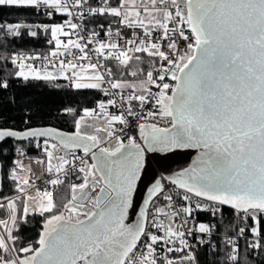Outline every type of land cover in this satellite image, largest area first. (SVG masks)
<instances>
[{
  "label": "snow or ice",
  "instance_id": "snow-or-ice-1",
  "mask_svg": "<svg viewBox=\"0 0 264 264\" xmlns=\"http://www.w3.org/2000/svg\"><path fill=\"white\" fill-rule=\"evenodd\" d=\"M84 2L86 0H0V6L33 8L37 11L43 7L51 17L54 13L72 16L70 5L82 7ZM129 4L135 8V0H123L121 7H109L105 0L106 6L92 8L90 12L121 17L122 23L128 27L144 28L145 35H150L145 21L140 19L139 10H121ZM143 11L151 17L149 23L162 30L160 39L168 41L167 47L172 50V55L162 51L160 43L144 46L143 40L140 46L118 52L112 51L118 48V44L98 41L95 52L105 56V49H109L105 58H114L125 66L133 59L128 55L129 51L146 52L166 62L158 69L156 79L152 71L147 72V84L160 89L158 93H152L150 87L144 88L142 81L141 94L127 97L129 102L139 100L143 105L151 96L159 106V112H149L148 115L170 118V128L140 123L138 128L143 145L149 150L175 147L202 149L199 165L186 170V175L182 173L171 180L172 184L184 190L182 199L188 202L181 211L186 217H191L196 211H210L215 215L220 210L217 206H230L242 214L241 219L245 222L249 219L252 221L248 228L257 239L249 247L261 249L264 247L260 242L261 218H264V0H183V4L180 0H150V6L143 5ZM153 13L162 15L157 17ZM66 23L73 30L78 28L76 23ZM170 24L172 27H169ZM32 27H42L45 32H50L48 43H55L56 51L51 53L54 57L63 55L59 50L63 48L67 51L69 45L82 53L87 47L73 40L65 43L61 36L67 37L70 33L65 31L62 24H0V29H6L14 37L21 35V29ZM107 34L111 35V31ZM28 35L35 37L37 31H29ZM179 40L185 42L183 53L179 51ZM87 43L91 44L92 40L89 39ZM127 43L133 44L134 41ZM86 58V53L80 57ZM24 59L14 55L11 63L18 69L15 76L25 81L31 78L50 82L63 77L75 89H99L104 80L95 63L85 67L61 60L56 73L46 69L42 73L32 65L25 64ZM135 59L139 60L140 57L136 56ZM88 69L92 73L83 75ZM107 72L111 75V69H107ZM131 75L136 76V72ZM166 77L174 83L164 82ZM157 80L162 83H157ZM109 83L112 89L127 87L135 91L136 87L127 81ZM8 87L7 80L0 82V89ZM105 94H108L107 90ZM115 104V100L107 101V105ZM98 107L105 122L103 126L96 127L93 134L82 131L85 127H91L85 118L97 116L95 109L88 108L83 110L84 116L75 120V131L72 133L58 132L54 128L15 130L0 126V142L10 138L30 140L54 137L60 146L83 148L85 156L91 153L92 161L88 163L75 157L81 162L78 171L83 174V182L70 186L71 199L63 205L64 211L58 214H51L56 208L51 191L37 190L36 196H32L24 187L31 186L29 178L20 177L16 169L12 170L11 178L17 181V190L26 196L27 202L19 218L15 200L9 199L6 206L0 203V208L6 207L9 212L7 220L0 219V226L4 228V234H0V264H158L155 248L158 242L171 244L178 239L181 247H169V252H179L189 247L184 239L185 232L175 230L172 223L165 225L163 221H154V226L163 229L164 236L148 233L146 209L141 210L138 224L125 223L145 147L134 136H128L125 143L116 134L115 123L129 124L123 113H108L103 101L98 103ZM64 111L75 113L71 108ZM127 115L137 117L131 103L128 104ZM108 138H113L114 144L100 147ZM44 144L48 158L46 171H55L56 174L65 172V165L70 161L54 154L58 151V144L49 145L47 140ZM94 148H98V151H92ZM16 151L23 155L21 148ZM54 159L58 161L56 164L52 163ZM15 164L21 171L24 170L20 160H16ZM48 183L55 186L63 181L57 177ZM97 189L98 193L92 196L91 193ZM162 192L163 186L157 181L149 191V199ZM193 197L196 199L193 200ZM164 199L171 201L172 197L168 195ZM85 200L87 204L81 203ZM156 212L167 215L163 208H157ZM32 213L51 215L45 218L34 244L20 245V236L13 232L19 231V222L27 223ZM178 214L173 212L169 219ZM184 223H187L186 219ZM195 230L208 233L210 228L200 223ZM244 232L245 228L239 229L241 235ZM142 237H147L150 242H145L143 247L146 251L137 255ZM228 243L232 244L233 241L229 240ZM228 258L232 264H237L239 257L236 247L231 249ZM181 259L188 264H196L191 251ZM166 264L174 262L166 258Z\"/></svg>",
  "mask_w": 264,
  "mask_h": 264
},
{
  "label": "trees",
  "instance_id": "trees-1",
  "mask_svg": "<svg viewBox=\"0 0 264 264\" xmlns=\"http://www.w3.org/2000/svg\"><path fill=\"white\" fill-rule=\"evenodd\" d=\"M94 5H105V0H88ZM107 6L117 7L120 0H106ZM62 16L54 19L46 17L40 11L33 8H18L14 6H0V24L24 23L33 26L50 25L57 23ZM108 17L105 15H93L86 17L84 23L89 31H95L98 24H105ZM29 31H37V36L28 35ZM50 32H45L42 27H32L31 29H21V35L14 37L0 29V82L8 81L7 89H0V126L9 127L16 130H23L36 126H54L63 131L72 133L75 131V120L79 119L85 108L95 109L97 114H102L98 103L107 101L105 93L99 89H75L64 79L57 78L54 81H43L16 77L18 70L16 65L11 63V58L18 50H34L46 52L55 50V43L49 44ZM140 59L136 60L135 57ZM156 57L149 56L146 52L133 56L128 65H122L116 59L113 60V76L116 80L127 81L135 86L140 82L147 81V72ZM136 72V76L131 73ZM132 89V88H130ZM135 89H137L135 87ZM106 104V103H105ZM74 109L75 113H67L65 109ZM106 111H114L112 105L106 104ZM27 121V123H25ZM17 148L23 150V155L16 151ZM43 140H27L17 142L6 140L0 144V164L1 182L0 198L12 197L17 204L18 218L23 214V199H17L16 181L11 178L10 169L14 161L21 156H42ZM62 184L55 185L51 189L56 208L53 213H59L63 205L70 200V186L68 178H64ZM215 215L210 211H198V220L205 221L210 227H214L220 232H232L236 228L237 214L231 208L221 206ZM40 216L32 213L28 217V222H19V231H14V235L20 236L18 244L35 243L39 238L43 222L47 215ZM4 215V208H0V217ZM240 225L249 229L252 224L249 219L245 222L241 219ZM262 219L261 235L264 237V218ZM11 243V242H10ZM249 242L243 241L238 247L237 264H264V247L255 250L249 247ZM264 245V240L261 241ZM22 254V253H21ZM197 255L200 264H232L227 257V247L222 244L199 241ZM158 264H162L158 262ZM174 264H186L185 261Z\"/></svg>",
  "mask_w": 264,
  "mask_h": 264
},
{
  "label": "built area",
  "instance_id": "built-area-1",
  "mask_svg": "<svg viewBox=\"0 0 264 264\" xmlns=\"http://www.w3.org/2000/svg\"><path fill=\"white\" fill-rule=\"evenodd\" d=\"M99 7H104V5H94L91 4L88 0H86V2L83 3L82 7H72L70 5V10L73 12L72 16H68L66 14L54 13L51 17H49L46 14L48 10L44 9L43 7L41 8V10H39L41 13H43L46 17L50 19H54L59 15L62 16L61 19L54 24L64 25L65 31H68L70 35L67 37L61 36V39L64 40L65 43L68 42V40H73L80 42L82 45L86 44L87 47H85L83 53L80 52L79 49H76L71 45H69L67 51H65L63 48L59 50L60 52L64 53L63 55H57L55 57L52 56L51 53L53 51H56V49L46 52H37L34 50H18L14 55L24 57L25 59L23 60V62L25 64L32 65L36 69L41 68V69L58 70L61 60L65 61V63L71 62L78 65H83L85 67L89 63L97 64V71H99L104 76V80L101 82L100 88L104 93L105 90H107L108 94L107 95L105 94L107 101L115 100L116 104L112 105L115 113H117L118 115L123 113L129 121L128 126L115 123L114 128L117 130L116 134L120 135L125 143H127L128 136H134L137 139V142L141 143L142 145L143 141L140 139V133L138 128V125L140 123H144L146 125L156 124L158 127H170L171 126L170 118H161L159 115L156 116L148 115L149 112H154V113L159 112V106L155 104V101L151 96H149L147 101L143 103V105H141V102L139 100H134L130 102L127 100V97L129 95H137V96L140 95L137 89H135V91L127 87L123 89H112L109 81L112 82L116 81L115 77L113 76V65H112L113 64L112 62L115 59L105 58L109 49H105V56H100L99 54H97L95 52V49L98 47V41H99L104 43L118 44V48L112 51H117V52L127 51L128 49H133L136 46H140V41L143 40L145 41L144 46H147L148 44L153 42L160 43L161 50L165 51L169 55H172V50L168 49L167 47L168 41H164L160 39V37L162 36V30L154 27V24L147 25L148 31L151 34L146 36L144 28L136 27V26L128 27L127 24L122 23L121 17H115L108 13L104 14L106 17H108L107 23L98 24L95 31H89L86 28L84 19L86 17H90L93 15H100L98 13L90 12V9L99 8ZM68 21H71L72 23H76L78 25V28L73 30L67 27L66 22ZM51 25L53 24H50L49 26ZM169 27H172V24H170ZM109 30L111 31V35L107 34ZM94 33L98 35H94ZM89 39L92 40L91 44L87 43ZM129 40L134 41V43L133 44L127 43ZM178 45H179V51L183 53V51L185 50V42L183 40H179ZM85 53L87 54V58L80 59V57L84 56ZM137 54L139 53H135L132 51L128 52V55L132 57ZM18 63H20L19 60ZM161 64H166V62L161 61L159 57H156V61L152 63L148 69V72L152 71L154 79H156L157 76L159 75L158 69L160 68ZM107 69H111V75L108 74ZM68 74L70 75V73ZM61 79L64 78L62 77ZM65 81L67 83H70L68 80ZM164 82L170 84L174 83L167 77ZM157 83H162V82L157 80ZM148 87L151 88L152 93H158L160 91V89H158L155 85L147 84L146 88ZM121 96H123V99L121 98ZM129 103H131L133 111L137 113V117L127 115V107ZM138 117H142V118H138ZM120 129H123V131H119ZM72 153L73 154L71 156L70 163L65 165V172H61L59 174H56L54 171L52 173H48L46 171V166L43 158L38 156H21L17 158L16 160H20L21 163L24 165V170L21 171L19 168H17V165L15 164L16 161L15 160L10 169V172L12 173V170L16 169L20 177L29 178V183L31 186H24V187L26 188V192L30 193L32 196L36 195L37 190H39L40 192L45 190H51L54 185H51L50 183H48V181H50L51 179H56L57 177L61 180H63L64 178H68L69 186H71L72 184H79L83 182V174L78 171L79 167L81 166V162L79 159H75V157H80L84 160H87L88 163H91L92 162L91 153H89L88 156L84 155V151L72 152ZM73 165L75 167H73ZM159 181L163 186V192L153 196L151 199H149L147 203L148 218L146 221V231L150 234L164 236L163 229L154 226V221L155 223H159L160 221H163L165 225L172 223L175 230L185 232L184 239L187 241L189 247L185 248L183 251L169 252L167 250L169 247L174 249L181 247V245L179 244V240L177 239L171 244H166L164 241H160L155 245L158 262H161L162 264H166V258L173 260L174 263L182 262L183 260L181 258L184 257L188 253V251H191L195 255L196 264H200L197 255V247L199 241L211 242V244L214 247L216 244H222L226 246L227 257H228L233 247H236L238 249L240 243H242L243 241L252 243L255 242V240L257 239L256 237L253 236V234L250 232L249 229L239 224L240 214H238L234 209L233 210L237 214V218H236L237 222H236V228L232 232L217 231L214 227H210L205 221L198 220L196 217L198 211L194 212L191 217H186L185 214L181 211V209L184 206H186L188 203L182 199L184 190L172 184L168 178H166L164 175L160 173H159ZM98 191L99 190L97 189V191L91 193V195L95 196L98 193ZM18 195L24 196L19 191H18ZM168 195L172 197L171 201H167L164 199V197ZM9 199H11V197L0 198V203H3L6 206ZM195 199L196 198L193 197V200ZM81 203L87 204L88 201L85 200L82 201ZM201 203H204V201H201ZM221 206L223 205H219L217 207L220 208ZM157 208H163L167 213V215L157 213L156 212ZM173 212H177L179 214L170 220L169 218L172 217ZM4 214L5 215L3 219L7 220L9 218V212L7 211L6 207L4 208ZM185 219L187 220V223H184ZM200 223L207 224L210 228V231L208 233H200L196 231L195 229L198 227ZM240 228H245V232L242 235L239 233ZM0 234H4L3 226H0ZM229 240L233 241V243L229 244L228 243ZM263 240L264 237L261 235L260 242ZM145 242H150V241H148L147 237H142L141 244L138 245L137 255L146 251L143 247V244ZM14 255L15 253H13V256ZM185 262L186 264H188L187 261Z\"/></svg>",
  "mask_w": 264,
  "mask_h": 264
},
{
  "label": "water",
  "instance_id": "water-1",
  "mask_svg": "<svg viewBox=\"0 0 264 264\" xmlns=\"http://www.w3.org/2000/svg\"><path fill=\"white\" fill-rule=\"evenodd\" d=\"M31 128H54L58 132L69 133L49 125L36 126ZM35 139L53 141L54 143L58 144L54 137L31 138L30 140ZM8 140H13L17 142L27 141L14 140L11 138ZM1 143L2 142H0V144ZM142 146L144 145L142 144ZM61 147L71 152L83 151V148H65L63 146ZM144 147L145 152L142 161V167L139 172V179L136 182L135 191L132 195V204L131 207L128 209L127 219L125 220L126 224L136 225L141 221L140 212L143 209L147 210V204H145V201H149V191L156 184V182L159 181V173L164 175L170 181L172 179L178 178L182 173L186 175V170H190L199 165L200 154L202 152V149L195 147H175L164 150H149L147 146ZM92 151H98V148H94L92 149ZM1 186L2 182L0 164V189ZM223 206L231 208L227 205Z\"/></svg>",
  "mask_w": 264,
  "mask_h": 264
},
{
  "label": "rangeland",
  "instance_id": "rangeland-1",
  "mask_svg": "<svg viewBox=\"0 0 264 264\" xmlns=\"http://www.w3.org/2000/svg\"><path fill=\"white\" fill-rule=\"evenodd\" d=\"M180 3L183 4V1L180 0ZM122 4H123V0H120L119 6H117V7H121ZM143 5H149V6H150V0H135V8H132L131 4H129V5H127L125 8H121V10H122V11H125V10H127V9H131L132 11L139 10L140 13H141V15H140V19H143V20L145 21V24H146V25L154 24V23H149V21L151 20V17L148 15L147 12L143 11ZM152 15H153V16H157V17H159V16L162 15V14H159V13H153ZM133 18H135V17H133ZM66 43H67V42H66ZM26 70H27V69H26ZM38 70H40V71L42 72V71H44L45 69H41V68H39ZM77 71H79V69H77ZM91 73H92V70H91V69H88L86 73H83V75H88V74H91ZM84 82H95V81H84ZM143 87H144V88L147 87V82H144ZM136 88H137L139 94H141V91H142L141 82H140L138 85H136ZM105 103L107 104V101H106ZM116 115H118V114L116 113ZM44 141H45V140H43V151H42V156H38V157L43 158V160H44V162H45V166H46V168H47L48 158H47V154H46L45 151H44V147H45ZM48 143H49V145H50V144H52V143H54V142H53V141H48ZM50 150H51V149H50ZM54 154H55L56 156H64L66 159H68V160L70 161L71 156H72L73 153H72L71 151H68V150H66V149H64V148H62L61 146L58 145V151H55ZM57 162H58V161L55 160V159L52 161L53 164H56ZM54 172H55V171H54ZM16 189H17V187H16ZM47 191H51V190H47ZM42 192H43V191H42ZM51 192H52V191H51ZM34 196H36V195H34ZM71 196H72V192H71V189H70V199H71ZM16 197H19V198H22V199H23V205H24V203L27 202V200H26V196H19V195H18V191H17V193H16ZM11 199H12V197H11ZM81 202H82V201H81ZM61 211H64V209H62ZM56 214H58V213H56ZM65 214H67V213L65 212ZM4 215H5V214H4ZM4 215L1 216L0 219H3ZM48 216H49V215H47L46 217H48ZM21 255H23V254H21Z\"/></svg>",
  "mask_w": 264,
  "mask_h": 264
},
{
  "label": "crops",
  "instance_id": "crops-1",
  "mask_svg": "<svg viewBox=\"0 0 264 264\" xmlns=\"http://www.w3.org/2000/svg\"><path fill=\"white\" fill-rule=\"evenodd\" d=\"M47 71H50V72H53V73H56L58 70H53V69H46ZM45 71V70H44ZM42 71V73L44 72ZM58 78H62V77H58ZM110 114L112 115H116L115 112L111 111L109 112ZM84 116V114L82 115ZM81 116V117H82ZM85 121L87 124H91V127H85L84 129H82V131H86L88 132L89 134H93L95 132V128L96 127H100V126H103L104 125V122H105V117L103 114H97L96 118H93V117H86L85 118ZM114 144V139L113 138H108L106 139V141L101 144L100 146L101 147H108L109 145H112Z\"/></svg>",
  "mask_w": 264,
  "mask_h": 264
}]
</instances>
